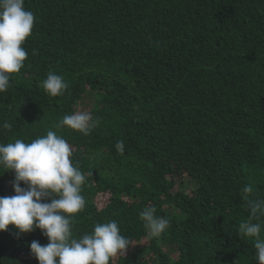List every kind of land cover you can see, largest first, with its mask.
Segmentation results:
<instances>
[{"label":"trees","instance_id":"obj_1","mask_svg":"<svg viewBox=\"0 0 264 264\" xmlns=\"http://www.w3.org/2000/svg\"><path fill=\"white\" fill-rule=\"evenodd\" d=\"M24 6L35 20L24 66L0 93V143L52 130L72 146L86 175L74 236L115 220L132 246L110 264H257L256 238L239 225L250 217L248 201L264 200V0ZM49 72L68 84L63 95L43 89ZM85 100L100 121L90 135L56 127ZM13 180L0 169V197L15 195ZM98 196L106 197L100 208ZM149 206L170 221L159 237L139 216ZM33 240L49 242L39 229L17 235L9 225L0 264H38Z\"/></svg>","mask_w":264,"mask_h":264},{"label":"clouds","instance_id":"obj_2","mask_svg":"<svg viewBox=\"0 0 264 264\" xmlns=\"http://www.w3.org/2000/svg\"><path fill=\"white\" fill-rule=\"evenodd\" d=\"M34 20L24 0H0V93L8 90L10 74L24 66L28 53L22 45L32 33ZM42 87L56 97L64 94L68 84L62 76L49 72ZM99 122L91 111L77 110L64 115L56 127L67 126L90 135ZM2 127L9 129L11 124L5 121ZM115 147L123 154L124 141H118ZM71 157L72 146L52 130L31 142L16 139L0 143V169L14 173L15 192L13 196L0 197V232L8 230L9 225L17 235L39 229L49 242H31L30 252L38 264H110L117 256H125L131 240L121 234L115 220L97 223L91 233L74 236L73 218L86 206L81 194L86 175ZM242 192L247 200L246 194L253 188L246 185ZM248 207L250 217L239 225L240 233L256 238L257 264H264V238L260 236L264 230V220H260L264 217V200L248 201ZM139 216L151 237H159L170 225L166 217L156 215L153 206L145 207ZM253 219L260 222L254 223Z\"/></svg>","mask_w":264,"mask_h":264},{"label":"rangeland","instance_id":"obj_3","mask_svg":"<svg viewBox=\"0 0 264 264\" xmlns=\"http://www.w3.org/2000/svg\"><path fill=\"white\" fill-rule=\"evenodd\" d=\"M86 103L87 104L83 103L82 105H80L79 110H89V103H88V101H86ZM187 185L189 187H191L192 186V183L189 182V181H187ZM96 200H97V202H96L97 203V207H99V208L102 207L106 203V197L105 196H98ZM145 242H146V238H143L140 241V245H144ZM172 257H175V255L172 256Z\"/></svg>","mask_w":264,"mask_h":264}]
</instances>
